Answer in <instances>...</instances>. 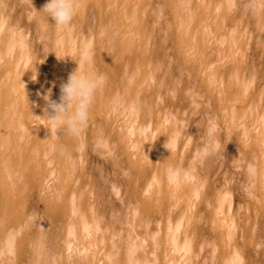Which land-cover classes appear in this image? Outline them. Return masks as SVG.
<instances>
[{"label": "bare ground", "instance_id": "obj_1", "mask_svg": "<svg viewBox=\"0 0 264 264\" xmlns=\"http://www.w3.org/2000/svg\"><path fill=\"white\" fill-rule=\"evenodd\" d=\"M46 3L0 0V264H248L245 218L264 207V55L248 48L264 45V0H81L71 32ZM75 70L107 82L79 136H50L43 97L59 102ZM184 75L255 156L261 203L245 218L205 184ZM170 165L189 175L170 182Z\"/></svg>", "mask_w": 264, "mask_h": 264}, {"label": "rangeland", "instance_id": "obj_2", "mask_svg": "<svg viewBox=\"0 0 264 264\" xmlns=\"http://www.w3.org/2000/svg\"><path fill=\"white\" fill-rule=\"evenodd\" d=\"M250 52H256V54L264 55V45L255 44L248 48ZM183 73L187 72L183 70ZM183 81L188 82L190 85L184 87V92H190L192 94L193 100L187 97L185 94L181 93L179 90L178 101L181 98L183 104H185L184 114L185 121L188 122V126L195 130V140L199 144L198 147L207 146L205 153V160L208 162V178L205 184L208 188L217 190H227L230 191L233 204L235 203L234 211L241 212L240 218L245 215V206L248 209L252 207L255 201H253V184L255 180L253 179L252 169L255 167L252 160L255 156H251L250 160L247 156V151L245 148L238 145L237 142L233 140H228L225 135V130L222 121H218L217 118H213L215 114L211 112L212 99L208 98L203 91H199L192 85V78H186ZM259 78L264 79V70L259 73ZM258 78V80H259ZM188 80V81H187ZM191 80V81H190ZM264 94V93H263ZM174 98V96H167ZM167 100V99H166ZM216 116V115H215ZM214 121V134L218 135L219 143L217 146L213 142H206L205 130L209 121ZM211 136V135H210ZM243 148V149H242ZM236 149H240V153H236ZM244 150V151H243ZM243 151V153H242ZM242 153V154H241ZM248 157V159H247ZM247 159V161H246ZM107 165V164H106ZM256 192V191H255ZM258 205H259V201ZM255 202V204L257 203ZM261 203V202H260ZM238 204V205H237ZM249 217L245 218L246 226H248L249 235L253 238L252 249L247 254L246 260L248 264H264V207L259 206L256 210L249 209ZM206 233H209V229H206ZM209 239L205 246L204 253L207 255L206 259L209 260L210 256V242Z\"/></svg>", "mask_w": 264, "mask_h": 264}, {"label": "clouds", "instance_id": "obj_3", "mask_svg": "<svg viewBox=\"0 0 264 264\" xmlns=\"http://www.w3.org/2000/svg\"><path fill=\"white\" fill-rule=\"evenodd\" d=\"M80 7L81 0H47L41 10L47 17L52 18L58 30L71 32ZM2 30L3 26L0 25V31ZM106 82L107 77L94 70H81L79 73L75 70L69 75L67 82L60 85L59 102L50 98L49 90L43 99L47 102L45 117L48 120L50 136L59 138L61 135L58 132L79 136L88 127L96 95ZM167 172L170 182L175 183L189 175L186 169L174 165H170ZM29 219L32 223L39 221L38 216Z\"/></svg>", "mask_w": 264, "mask_h": 264}]
</instances>
